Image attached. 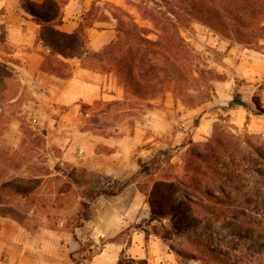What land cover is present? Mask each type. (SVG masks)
<instances>
[{
  "label": "rangeland",
  "instance_id": "1",
  "mask_svg": "<svg viewBox=\"0 0 264 264\" xmlns=\"http://www.w3.org/2000/svg\"><path fill=\"white\" fill-rule=\"evenodd\" d=\"M141 1L94 0L85 24L111 19L117 25L134 23L143 32L152 30L174 43L165 47L177 56H165L163 49L151 56L159 75H164L160 70L169 75L152 97L139 98L127 79L113 69L108 73L118 77L124 101L62 107L49 101V94L42 96L37 75L29 72L25 77V61L5 56L0 62V202H8L0 204V212L8 210L31 227L60 219L64 228L84 225L83 219L93 213L87 202L96 193L108 191L102 185L106 179L83 165L87 146L95 152L100 148L90 144L89 138L114 135L126 126L140 127L160 141L165 128L147 118L156 106L187 129L193 144L181 154L170 135L164 136L166 149H160L149 164L137 160L139 173L132 179L155 183L151 220L140 226L170 240L184 264H264V179L245 169L239 179L230 154L228 158L220 155L221 171L211 167L219 153L218 141L230 151L235 146L232 136L245 148L246 141L264 145V57L257 56L261 59L257 70L262 73L255 80L248 79L245 65L253 52L264 54V0H213L216 7L234 12L235 19L228 22L249 28L241 31L243 35L225 34L214 22L186 13L174 16L165 3L159 8L152 3L155 0H145L147 6ZM259 25L262 30H256ZM150 37L159 39L155 34ZM155 100L158 105H152ZM239 101L248 106L244 126L234 123L232 105ZM205 105L210 106L205 112L214 120L213 135L191 141L200 118L187 115ZM200 155L211 163L199 160Z\"/></svg>",
  "mask_w": 264,
  "mask_h": 264
},
{
  "label": "crops",
  "instance_id": "2",
  "mask_svg": "<svg viewBox=\"0 0 264 264\" xmlns=\"http://www.w3.org/2000/svg\"><path fill=\"white\" fill-rule=\"evenodd\" d=\"M93 2L0 0V62L5 56L25 61V77L29 76V72L37 75L36 82H39L42 96L49 94L48 100L58 106L80 109L82 105L99 101H124L125 90L119 85L116 75L84 68L78 57H65L56 52L57 58L70 66L72 75L69 78L44 70L47 58L53 53V47L43 39L45 30L53 27L66 34L77 32L85 25L86 13L90 12ZM47 3H57L60 9L59 16L51 22L42 21L35 15ZM86 34L87 49L100 52L117 39V22L113 19L95 21L86 28ZM257 56L264 57V54L253 52L252 60L244 63L247 65V77L251 80L262 73L257 70L261 61ZM223 87L225 85L221 86V91ZM151 103L158 105L157 100ZM166 105L170 107L173 104ZM208 107L201 106L187 115L200 118L191 141L208 139L213 135L214 120L205 112ZM232 107L234 123L244 126L248 119L244 107L235 103ZM153 110L147 116L149 122L165 128L160 141L140 127L128 129L126 126H120L121 131L114 135H92L89 138L90 144L95 148L100 145V148L95 152L87 146L83 165L89 172L106 179L102 185L112 194L102 191L100 196L87 202L92 205L93 213L83 219L84 225L68 229L64 228V220L60 219L31 227L8 210L0 212V264H184L170 240L140 226L142 222L151 220L155 183L148 178L143 181L132 179L139 173L137 160L142 159L149 164L160 149H166L169 146L168 138L163 139L164 136L170 135V140L179 145L181 154L186 153L193 144L187 129L176 125L174 118L158 107L155 106ZM168 111L173 112L172 109ZM253 122L256 125V121ZM85 151L82 150V156ZM0 204L6 205L8 202ZM34 212L33 209L31 213ZM92 252L90 258H85Z\"/></svg>",
  "mask_w": 264,
  "mask_h": 264
},
{
  "label": "trees",
  "instance_id": "3",
  "mask_svg": "<svg viewBox=\"0 0 264 264\" xmlns=\"http://www.w3.org/2000/svg\"><path fill=\"white\" fill-rule=\"evenodd\" d=\"M141 3L145 6L148 4L145 0H142ZM152 3L159 8H161L162 3H165L173 11L171 14L174 16L180 17L186 13L190 17L203 19L202 21L205 23L214 22V27L225 34L239 35L242 34L241 31L243 29H249L247 26L239 25L236 22H228L227 20L232 21L235 19L233 17L234 12L224 7H216L213 0H155ZM59 10L57 3H53L52 5L47 3L41 6L35 15L42 21L51 22L59 16ZM157 11L161 14L160 10ZM164 15L167 17L166 14ZM92 24L93 22L82 25L73 34L63 33L53 27L47 28L43 39L48 45L53 47V53L47 58V65L44 70L63 78L71 77L70 66L57 58L56 52L58 51L60 54L65 55V57H78L81 59L84 68L98 73L109 74L108 72L116 69L119 74L127 79L130 86L135 89L136 95L141 99L157 94V87L163 85L168 80L169 75L166 70H160V73L164 74L163 77L159 75V71H157L159 69L154 64L151 56H156L158 49H163L165 56H177V53L165 47L166 44L172 43L171 45H174V43L171 41L168 43L166 37L156 34L152 30H145V33L143 32L144 30H140L134 23L130 25H121L119 23L120 26L117 25V39L100 52H92L87 49L86 34V28ZM262 29L260 25L256 28V30ZM159 30L157 29V31ZM161 30L164 31L163 26ZM256 30L251 31L254 33ZM151 34H155L159 39L151 38ZM83 57H85L86 61ZM96 64L102 68L103 72L96 69ZM235 104L248 108L247 104L241 101L235 102ZM232 137L235 140V146L232 147L231 151L226 148L224 142L218 141L219 153H215L216 163L213 166L211 165V167H218L219 171H221L218 166V164H221L219 161L221 160L220 155L223 154L228 158L230 154L229 158H233V163L237 167L235 172L240 177L239 179L243 178L241 174L242 169H245L247 173L252 172L253 175L264 179V145L246 141L245 148L239 143L240 139ZM197 158L205 163H211L210 160L204 159L201 155ZM103 193L112 194L109 191H104ZM100 195L101 192L96 193L93 199ZM210 197L216 200L219 199L214 195H210Z\"/></svg>",
  "mask_w": 264,
  "mask_h": 264
},
{
  "label": "built area",
  "instance_id": "4",
  "mask_svg": "<svg viewBox=\"0 0 264 264\" xmlns=\"http://www.w3.org/2000/svg\"><path fill=\"white\" fill-rule=\"evenodd\" d=\"M33 123H34V124H37V119H34V120H33Z\"/></svg>",
  "mask_w": 264,
  "mask_h": 264
}]
</instances>
